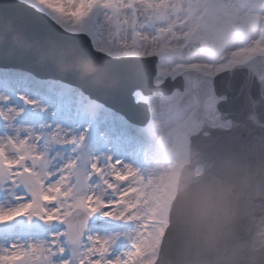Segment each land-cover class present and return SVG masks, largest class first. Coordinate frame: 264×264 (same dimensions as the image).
Masks as SVG:
<instances>
[{"label": "snow or ice", "instance_id": "obj_1", "mask_svg": "<svg viewBox=\"0 0 264 264\" xmlns=\"http://www.w3.org/2000/svg\"><path fill=\"white\" fill-rule=\"evenodd\" d=\"M15 4L66 37L51 58L86 45L110 65H150L151 90H127L140 120L75 76L41 77L0 54V264H158L174 175L148 164L149 140L188 113L224 126L227 96L215 88L225 72L264 84V0ZM98 218L112 223L101 231Z\"/></svg>", "mask_w": 264, "mask_h": 264}, {"label": "clouds", "instance_id": "obj_2", "mask_svg": "<svg viewBox=\"0 0 264 264\" xmlns=\"http://www.w3.org/2000/svg\"><path fill=\"white\" fill-rule=\"evenodd\" d=\"M202 167L186 171L166 210L158 264H264V166L233 155Z\"/></svg>", "mask_w": 264, "mask_h": 264}, {"label": "rangeland", "instance_id": "obj_3", "mask_svg": "<svg viewBox=\"0 0 264 264\" xmlns=\"http://www.w3.org/2000/svg\"><path fill=\"white\" fill-rule=\"evenodd\" d=\"M235 45L236 43L232 41L228 46L233 48ZM191 115V113H188L172 120L155 138L149 140L150 152L148 164L151 165L157 173L169 172L174 175V184L167 202V208L170 206V202L175 195L180 169L188 162V140L185 134V126L190 132H197L200 129L199 124H191ZM213 125L220 124L217 123ZM98 220L103 224L101 228H98L101 231L105 224L112 223L103 218H98Z\"/></svg>", "mask_w": 264, "mask_h": 264}, {"label": "water", "instance_id": "obj_4", "mask_svg": "<svg viewBox=\"0 0 264 264\" xmlns=\"http://www.w3.org/2000/svg\"><path fill=\"white\" fill-rule=\"evenodd\" d=\"M237 109L238 110H241L240 107H237ZM260 110L261 111H264V108H261ZM241 111L243 112V114L246 115L245 117H243L244 123H246V122H248L250 120H253V119H257L258 108H256V109L246 108V109H243ZM237 119H238V117H237ZM196 121H198V119H195L194 118L193 119V123L196 124L197 123ZM253 122H255V121H253ZM207 123H208V121H207ZM240 126H241V123L240 122H237L235 120V123L233 125V128L234 127L239 128ZM232 129L231 130H225V131L224 130H219V129H212V128L209 129L211 143L208 144V145H209V148H211V151L213 153V158H216V160H217L216 155H218L219 152L221 151V148H222V145H223V139H225L227 137L228 133H230L232 131ZM187 134H188L189 140L190 139L192 140L194 138V142L195 143H196L197 139H205V140L207 139V138H203L201 136V135H203V132L202 131L200 132L201 135L198 136V137H196L195 134H191V133H187ZM204 144H205V142L203 140H198L197 143H196V145L198 147H202ZM229 154H230V156H233V155L236 156L242 163H245V164L249 165V162L247 160V156H243L240 153H236L234 150H230ZM222 159H224V158H222ZM97 224H98V222H97Z\"/></svg>", "mask_w": 264, "mask_h": 264}, {"label": "flooded vegetation", "instance_id": "obj_5", "mask_svg": "<svg viewBox=\"0 0 264 264\" xmlns=\"http://www.w3.org/2000/svg\"><path fill=\"white\" fill-rule=\"evenodd\" d=\"M260 26H261V24H260ZM236 42L237 43H236L235 47H239V46H241L244 43L243 41H236Z\"/></svg>", "mask_w": 264, "mask_h": 264}, {"label": "bare ground", "instance_id": "obj_6", "mask_svg": "<svg viewBox=\"0 0 264 264\" xmlns=\"http://www.w3.org/2000/svg\"><path fill=\"white\" fill-rule=\"evenodd\" d=\"M229 48H231V47H229Z\"/></svg>", "mask_w": 264, "mask_h": 264}]
</instances>
